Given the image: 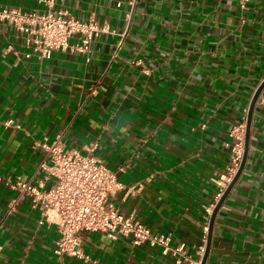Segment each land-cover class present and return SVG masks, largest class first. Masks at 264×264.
<instances>
[{
	"label": "crops",
	"instance_id": "0c3cea01",
	"mask_svg": "<svg viewBox=\"0 0 264 264\" xmlns=\"http://www.w3.org/2000/svg\"><path fill=\"white\" fill-rule=\"evenodd\" d=\"M57 0L53 10L94 16L108 30L88 53L39 58L0 22V264H191L150 243L83 231L87 258L53 249L55 225L11 182L35 179L43 144L58 137L97 158L123 187L111 200L202 261L205 226L232 156L230 130L248 119L264 80V0ZM24 12L43 0H0ZM79 41V35L70 40ZM26 53H32L30 57ZM264 97V91L261 94ZM12 120L11 125L7 121ZM47 181V186L54 183ZM206 264H264V102L251 123L245 167L219 209Z\"/></svg>",
	"mask_w": 264,
	"mask_h": 264
},
{
	"label": "built area",
	"instance_id": "2783aa9c",
	"mask_svg": "<svg viewBox=\"0 0 264 264\" xmlns=\"http://www.w3.org/2000/svg\"><path fill=\"white\" fill-rule=\"evenodd\" d=\"M48 9L42 13L24 12L13 6H0V22H6L23 34L25 45L32 48L39 58H50L55 50L73 49L88 53L95 36L108 30L94 16L80 19L66 10H53L57 0H43ZM250 0H240L246 9ZM79 35L75 45L70 40ZM32 53H26L30 57ZM264 91V89H263ZM262 91V92H263ZM262 94V93H261ZM264 102V97H259ZM12 120L7 121L11 125ZM247 117L235 123L230 136L232 156L227 173L219 180L221 191L218 199L236 175L246 150ZM45 158L38 167L40 180L20 178L11 182L17 197L10 202L8 212L17 209L19 197L29 196L34 207L41 212L40 224L55 225L58 238L53 251L60 256L87 258L83 246V231H102L111 238L131 237L134 245L150 243L162 248L163 253L172 254L178 263L184 260L201 264L189 256L184 244L174 245L168 233H156L144 224L135 212L125 213L111 197L123 187L116 173L100 161L94 151L97 144L85 145L86 152L65 146L61 137L51 144L44 143ZM54 183L47 186V181ZM212 207H208L209 214ZM209 226H205L207 239ZM96 262L94 261L93 264Z\"/></svg>",
	"mask_w": 264,
	"mask_h": 264
},
{
	"label": "water",
	"instance_id": "95a60500",
	"mask_svg": "<svg viewBox=\"0 0 264 264\" xmlns=\"http://www.w3.org/2000/svg\"><path fill=\"white\" fill-rule=\"evenodd\" d=\"M263 89H264V80L262 81V83L258 86L257 90L255 91L253 98H252V101H251V104H250V108H249V112H248V119H247L246 150H245V154H244L242 163H241L236 175L234 176L233 180L230 182V184L227 186V188L223 192L221 198L217 202V204H216V206H215V208L211 214V218H210V222H209V232H208L209 237L207 240V245H206L205 253H204L201 264H206L209 253H210L212 233H213V228H214L217 213H218L219 209L221 208V206L223 205L224 201L226 200L227 196L230 194L231 190L235 186L237 180L241 176L243 169L245 167L247 156H248V151H249V137H250V130H251V123H252V119H253V113H254L256 104L258 102V99H259Z\"/></svg>",
	"mask_w": 264,
	"mask_h": 264
}]
</instances>
